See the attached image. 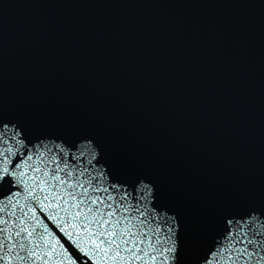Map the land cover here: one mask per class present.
Returning a JSON list of instances; mask_svg holds the SVG:
<instances>
[{
	"label": "water",
	"instance_id": "95a60500",
	"mask_svg": "<svg viewBox=\"0 0 264 264\" xmlns=\"http://www.w3.org/2000/svg\"><path fill=\"white\" fill-rule=\"evenodd\" d=\"M0 117L96 136L117 175L156 183L184 225L182 264H196L224 210L168 0H0Z\"/></svg>",
	"mask_w": 264,
	"mask_h": 264
},
{
	"label": "snow or ice",
	"instance_id": "6c2138e0",
	"mask_svg": "<svg viewBox=\"0 0 264 264\" xmlns=\"http://www.w3.org/2000/svg\"><path fill=\"white\" fill-rule=\"evenodd\" d=\"M183 230L156 183L117 175L96 136L0 117V264H78L65 243L91 264H182ZM196 264H264V207L223 212Z\"/></svg>",
	"mask_w": 264,
	"mask_h": 264
}]
</instances>
